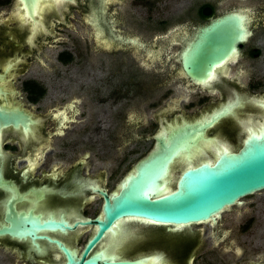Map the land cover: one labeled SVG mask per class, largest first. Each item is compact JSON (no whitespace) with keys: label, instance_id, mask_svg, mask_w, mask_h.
<instances>
[{"label":"flooded vegetation","instance_id":"af4514ba","mask_svg":"<svg viewBox=\"0 0 264 264\" xmlns=\"http://www.w3.org/2000/svg\"><path fill=\"white\" fill-rule=\"evenodd\" d=\"M219 2L39 0L29 12L0 0V104L29 120L0 128V264H68L69 255L264 264L263 191L216 221L123 218L90 247L104 193L119 194L148 169L157 173L152 195L165 196L186 171L264 132V0L253 1L258 11L218 13ZM224 17L239 20L245 40L197 79L186 55ZM182 132L195 138L170 143ZM248 205L255 214L235 223Z\"/></svg>","mask_w":264,"mask_h":264},{"label":"water","instance_id":"95a60500","mask_svg":"<svg viewBox=\"0 0 264 264\" xmlns=\"http://www.w3.org/2000/svg\"><path fill=\"white\" fill-rule=\"evenodd\" d=\"M32 12L39 0H21ZM241 23L236 18L224 17L202 30L199 39L186 55L190 73L202 79L212 69L224 63L238 44L244 41ZM0 89V94H1ZM3 92V90H2ZM29 120L19 111L9 110L0 104V128L28 126ZM195 137L189 132L173 136L170 143L186 145ZM157 173L144 171L142 176L124 184L119 194L109 197L104 193V220H99V232L90 247L116 221L132 217L159 224L189 225L216 221L221 213L241 204L242 199L264 191V132L246 140L239 152H225L214 163L203 164L186 171L177 188L162 197H154L158 187ZM69 255V254H68ZM68 264H147L143 261H114L88 259L74 261L69 255Z\"/></svg>","mask_w":264,"mask_h":264},{"label":"rangeland","instance_id":"374dc122","mask_svg":"<svg viewBox=\"0 0 264 264\" xmlns=\"http://www.w3.org/2000/svg\"><path fill=\"white\" fill-rule=\"evenodd\" d=\"M218 1H220L218 3V6H217L218 13L223 12L224 10H226L228 8H232V7H236V6H240V7L241 6H247V7H250L251 9H253L254 11H258L259 10V8L257 7V4H253V1L258 3L259 0H245V1H243V0H218ZM160 15H164V13H161ZM74 44H75V46H78L79 50H81V48L83 49L82 41H81V39L79 38L78 35L75 36ZM73 72L74 71L69 72L67 74V76L68 75L69 76L72 75ZM31 74H33V73H31ZM52 74H54V73H52ZM54 76H55V79L59 77V76H56V75H54ZM63 76H65V74H63ZM261 90H264V87L259 89V91H261ZM262 193L264 195V191ZM263 195H261V193L260 194H256L253 197H249L247 199V201H249V202H257L258 199L261 196H263ZM250 207L251 206L248 205L246 207L237 209L239 212H242V216H238V218L235 220V223H238V222L242 221L245 217H249V216H252V215L255 214L254 209H252ZM225 216H228V215H225Z\"/></svg>","mask_w":264,"mask_h":264},{"label":"bare ground","instance_id":"6f19581e","mask_svg":"<svg viewBox=\"0 0 264 264\" xmlns=\"http://www.w3.org/2000/svg\"><path fill=\"white\" fill-rule=\"evenodd\" d=\"M123 226V225H122ZM111 233V232H110ZM123 233V232H122ZM121 235V234H120ZM109 236H111V234L109 235ZM108 239V238H107ZM106 242V241H105ZM108 242V241H107ZM105 244H107V243H105ZM103 247H105V246H103ZM108 247V246H107ZM105 249V248H104Z\"/></svg>","mask_w":264,"mask_h":264}]
</instances>
